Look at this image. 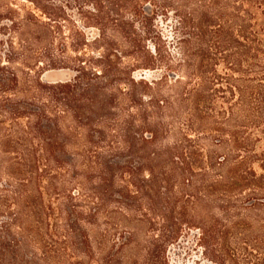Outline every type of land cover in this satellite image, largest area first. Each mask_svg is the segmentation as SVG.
Masks as SVG:
<instances>
[{
  "label": "trees",
  "instance_id": "obj_1",
  "mask_svg": "<svg viewBox=\"0 0 264 264\" xmlns=\"http://www.w3.org/2000/svg\"><path fill=\"white\" fill-rule=\"evenodd\" d=\"M28 1L39 13L8 17L20 65L73 75L47 83L33 73L27 90L13 58L0 61V264L67 251L73 264H97L88 226L112 203L129 234L134 220L147 223L140 264H165L185 228L205 264H264V0L98 1L82 14L91 24L71 22L74 35L58 41L65 17L50 0ZM155 10L173 14V32L148 49ZM31 26L45 35L31 37ZM10 143L26 149L7 158ZM43 180L56 198L51 223V205L32 194Z\"/></svg>",
  "mask_w": 264,
  "mask_h": 264
},
{
  "label": "rangeland",
  "instance_id": "obj_2",
  "mask_svg": "<svg viewBox=\"0 0 264 264\" xmlns=\"http://www.w3.org/2000/svg\"><path fill=\"white\" fill-rule=\"evenodd\" d=\"M98 1L103 5L109 3L108 0H50V2L55 5L56 11H59V13L63 15V17H65V20H59V23L62 24L61 31L55 30V32L53 33V37H55V40L58 41L62 36L66 37L74 35L72 31H69L68 29V27H71V22H73L74 24H78L79 22L83 21L87 24L89 20L83 17V11H85L86 9H90L89 7L91 6V3L95 5L96 2L98 3ZM28 11H33L35 14L39 13L32 7V4L28 0H0V61L6 63L5 57L10 56L13 58L11 60L12 67H14L16 75H18L20 81L23 83L22 87L27 90L31 83L30 77L33 73L39 74L41 81L47 83L69 80L73 75V72L69 68H49L45 67L44 63L37 62V60H32L29 63V66L32 68V70H27L20 65L21 50L17 47V42L18 40H20V36L17 32H14L12 30L10 24L11 22L8 21V17L12 19L13 23L18 22V20L21 19L22 16L28 15ZM148 16L149 19L146 20V29H148L146 44L148 49H151V43L153 41H159L160 38L170 39V36L173 32L174 16L170 11L163 12L159 10L150 12ZM88 24H91V22H89ZM134 25L138 28H141L139 20L135 21ZM28 33L31 37H41L45 35L44 32L36 31L34 26H31L28 29ZM97 33L98 30L92 25L84 27V35L86 37H95ZM24 34L25 32L21 35ZM10 40L12 41L11 43L14 47H10L9 49L7 45ZM34 42L36 43L35 38L33 40V43ZM39 59L42 60V58ZM158 72H156V70L137 69L133 74L135 76H138L140 74H144L145 76H154ZM33 148H36V146H33ZM3 149H5L6 151L5 157L8 158L10 156L12 159L13 156H19L20 153H23L26 147L21 143H10L8 145H5ZM19 163L28 164L26 160H20ZM29 163L31 165L33 164L32 161ZM4 165L6 164L4 163ZM58 176L60 179L63 178L62 173ZM4 178L5 174H2L0 180L3 181ZM44 185L45 180H43L42 182L34 181L32 194L34 196L35 202L41 200L42 202L51 205V211L47 210V213L51 214V218H49V223H51L54 220V216L56 215V198L55 194L51 193L50 190L48 191V193H45V189L42 188V186ZM63 185L66 186L65 183H63ZM58 186L61 187L60 185ZM51 190H53L52 186ZM39 191H41L40 196ZM107 211L108 212H104L102 216H99L95 225L88 226L91 245V257L98 260L97 264H117L122 258L126 259V264H140L143 254V237L149 231L147 223H137V221L134 220L133 223L137 228L133 233L129 234V228L125 225H127L126 223L132 222H127L128 218L122 213V210L118 209L115 203H112L107 206ZM131 218L132 217H130L129 219ZM42 231L43 229L35 230V232H37V235H34L36 239H40V234H42ZM53 238L55 239V236ZM43 239H45L44 236ZM124 241H130V243L127 245H123ZM110 246L112 247L110 248ZM107 252H109V254ZM68 253V251L65 254L50 252L49 257H47V262L48 264H73L76 260L74 254L77 253L76 251H73V253L69 255ZM164 258L165 264H205L206 257L203 253V249L200 246V243L197 240L196 230L185 228V230L181 232L177 240L167 246L164 253ZM81 264H96V262L90 261L89 263H85L83 262L82 257Z\"/></svg>",
  "mask_w": 264,
  "mask_h": 264
}]
</instances>
